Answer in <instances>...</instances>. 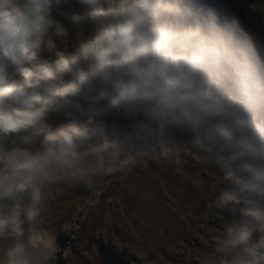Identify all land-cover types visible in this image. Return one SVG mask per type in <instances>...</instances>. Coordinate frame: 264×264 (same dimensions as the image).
Wrapping results in <instances>:
<instances>
[{"label": "clouds", "instance_id": "9594fccd", "mask_svg": "<svg viewBox=\"0 0 264 264\" xmlns=\"http://www.w3.org/2000/svg\"><path fill=\"white\" fill-rule=\"evenodd\" d=\"M189 161L216 180L207 264H264V57L237 19L207 0H0V264H54L41 226L66 192Z\"/></svg>", "mask_w": 264, "mask_h": 264}, {"label": "rangeland", "instance_id": "374dc122", "mask_svg": "<svg viewBox=\"0 0 264 264\" xmlns=\"http://www.w3.org/2000/svg\"><path fill=\"white\" fill-rule=\"evenodd\" d=\"M207 2L214 7L222 3L221 9L215 7L222 14L232 8L231 0ZM238 3L237 13L228 17L237 19L244 30L258 29L252 38L264 57V0ZM77 47L70 45L66 54H74ZM95 118L124 126L131 122V117L122 119L108 109ZM192 163L182 164V174L174 165L150 163L127 176L114 174L94 189L79 187L60 196L41 226L54 240V264H102L104 246L128 260L136 256L139 261L130 260L133 264H207L214 236L223 230L204 219L206 203L212 199L208 185L216 180Z\"/></svg>", "mask_w": 264, "mask_h": 264}, {"label": "trees", "instance_id": "16d2710c", "mask_svg": "<svg viewBox=\"0 0 264 264\" xmlns=\"http://www.w3.org/2000/svg\"><path fill=\"white\" fill-rule=\"evenodd\" d=\"M218 1V0H217ZM231 2H232V8H230V7H226V9H224V11H225V13H224V15H232L233 16V13L235 12V13H237V9H238V7H237V5L239 4L238 3V0H231ZM214 5H215V7H218L219 9H221L222 8V3H217V2H215L214 3ZM243 6V5H242ZM260 18H262V16H259ZM244 20L245 21H247V23L248 22H250V20L248 21L247 20V18L245 19L244 18ZM246 25V24H245ZM249 27V26H248ZM245 28V31L246 32H248L249 33V35H250V33H251V37L253 36V34H254V37H256L255 35L256 34H258V29H255L253 26H251L252 27V29H250V27L249 28ZM251 31V32H250ZM105 248H108V246H104ZM110 248H112V247H110ZM122 256V255H121ZM123 257V256H122ZM128 258H129V260H132V261H135V262H138L139 261V259L136 257V256H133V255H131V256H128Z\"/></svg>", "mask_w": 264, "mask_h": 264}, {"label": "water", "instance_id": "95a60500", "mask_svg": "<svg viewBox=\"0 0 264 264\" xmlns=\"http://www.w3.org/2000/svg\"><path fill=\"white\" fill-rule=\"evenodd\" d=\"M102 256V264H133L130 260L123 258L106 248L102 250Z\"/></svg>", "mask_w": 264, "mask_h": 264}]
</instances>
